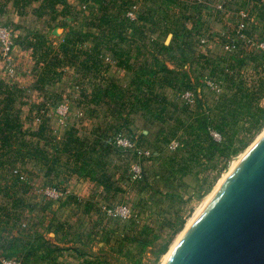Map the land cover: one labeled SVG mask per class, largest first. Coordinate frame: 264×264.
Returning <instances> with one entry per match:
<instances>
[{
	"label": "rangeland",
	"instance_id": "rangeland-1",
	"mask_svg": "<svg viewBox=\"0 0 264 264\" xmlns=\"http://www.w3.org/2000/svg\"><path fill=\"white\" fill-rule=\"evenodd\" d=\"M104 4L108 5L106 20H103L102 10L99 9L101 5L97 1H60L42 12L49 19L39 20L33 14L27 16L23 21L26 28L23 34L31 35L35 43L37 72H42L41 77L46 76L41 86L56 82L57 87L52 85L51 88L65 91L73 107L77 100L75 84L82 81L83 86L89 88L85 79L90 72L82 64L86 58L96 53L100 56L104 50L109 56L128 59L130 67L139 69L141 75L146 69L147 72L143 74L145 81L141 85L145 86L147 94L158 92V96L152 101L147 97L141 98L139 104L143 106V112H117L108 120L103 114L93 118L91 112L87 111L78 117L75 111H71L69 123L66 128L60 129L59 135L63 136L71 126L79 128L76 134L84 139L81 152L86 151L98 158L94 168L99 176L102 175V180L113 187L108 200L115 204L126 203L134 212L129 219L102 213L101 226L75 224L72 231L81 239H86L89 233L93 237L84 248L87 254L85 259H98L101 264H164L172 245L181 240L186 227L202 212L199 209L206 207L232 167L264 134V111L260 113L263 121L257 123V116L253 118L247 113L239 115L237 121L232 116L228 117L227 133L236 131L230 148H225L226 133L209 125L207 130L213 137L211 143L206 136L193 132L192 127L200 125L207 116L215 119V114L219 115L217 105L221 94L231 96L237 87L256 90L261 80L264 83V53L255 44L235 38L233 18L229 20V29L224 28L213 15L206 24L211 29L209 33L190 32L186 25V11H197L201 8L200 4L191 5L175 0H104ZM39 6V1L27 5L34 12L40 11ZM128 10L134 11L135 20L127 18ZM211 11L214 13V9ZM92 18L94 23L90 24ZM47 20L52 21L48 34L60 38L56 39L58 44L53 48L45 43L44 34L40 33L41 28L38 29L47 24ZM18 23L22 24L21 21ZM172 24L177 29L172 30ZM110 30L112 33H109ZM87 32H91L90 36H84ZM106 33L110 35L105 38ZM169 35L170 48L162 50V45H167ZM248 35L259 41L264 32L260 28ZM109 36L113 39L110 40ZM66 37L74 39V42L61 47ZM233 38L238 44L237 48L226 49L225 45ZM203 39L206 41L202 42ZM56 50L60 61L48 75L46 71L56 61ZM160 60L180 72L177 80L173 75L169 76L162 87L157 78L152 90L147 78L152 76L154 69L159 68ZM186 71L188 77L191 75L194 78L195 88L183 85V79H186L183 72ZM171 82L177 85L172 87L169 85ZM208 82L214 86H208ZM186 90L195 94L192 103H186L181 96ZM256 103L264 108V87L258 90ZM148 106H151L150 110ZM126 107L129 108L128 105ZM252 109L256 110V106ZM217 119L220 120L221 116ZM212 130L219 132L221 138L216 139ZM118 133L134 140L136 148H126L116 142L115 135ZM99 134L105 135L104 141H96ZM46 147L47 152L52 154L55 146ZM67 156L65 154L63 160H67ZM102 159H106V163L103 164ZM70 161H73L72 158ZM135 162L142 165L146 179L144 177V180L137 182L130 180L129 170ZM11 165L9 162L0 168V188L3 189L0 192V264L5 258H18L28 264H44L46 260L41 254L45 251L37 250L43 240L35 239L30 233L29 223L23 226L21 222L35 223L43 217L45 219V216L52 214L53 208L61 206V201L42 196L38 190V208L30 207L25 201L31 194L24 191L31 184L19 181L10 171ZM61 181L63 179L39 177L36 178V185L38 188L43 183L60 186L63 185ZM13 223L19 224L18 227H12ZM4 227L8 228L7 231ZM103 227L106 228L105 232ZM168 241L169 248L161 254Z\"/></svg>",
	"mask_w": 264,
	"mask_h": 264
},
{
	"label": "crops",
	"instance_id": "crops-1",
	"mask_svg": "<svg viewBox=\"0 0 264 264\" xmlns=\"http://www.w3.org/2000/svg\"><path fill=\"white\" fill-rule=\"evenodd\" d=\"M175 1H186L191 5L200 4L201 6L197 11H186V18L188 19L186 25L191 29L190 32L209 33L211 29L206 24L213 15H215L222 26H224V28L227 27V29H229L230 18H233V30L236 32L238 23L241 21L238 15L241 10L246 11L249 16L246 29L247 33L253 34L260 28L264 32V0H235L233 3L228 4L225 10L216 8V4L222 0ZM232 6L233 8H231ZM17 9L18 6L15 0H0V18L9 22L14 28V58L18 67V75L15 78H9L3 69V61L0 56V113L4 109V103L7 97H11L13 108L20 114L22 128L26 133V138L33 142L36 141V139L31 137L30 132L38 130L45 118L49 119V123L58 138H61L59 135L60 129L66 128L67 123H69L68 118L71 111H75L74 113L78 117L85 115L87 111L91 112L93 118L103 114L104 118L109 120L110 116L115 113V109L112 106L113 101H111L108 95L112 91L111 84H114L116 88L121 91L132 93L135 89V74H133L127 65L120 62L121 60L117 56H109L107 52L102 50L100 63L98 65V68L101 69L100 72L96 70L97 68H91L88 78L85 79L89 84V88L83 86L82 81L75 84L77 88L74 94L77 100L76 106L73 107L65 91L51 88L52 85L57 87L56 82L49 86H41L39 82L41 73L37 72V60L35 59V43L31 35L23 34L26 30L23 21L27 19V16L33 14L35 18L39 20L44 18L49 19V16L34 12L27 6L24 11L19 12ZM211 9H214V13L216 14H214ZM20 21L22 24L18 23ZM47 21V24L39 26L38 29L41 28L40 33L44 34L45 43L51 45L53 48L56 47L55 45L58 44L57 41L60 38L48 34L52 21ZM35 27H37V25ZM171 29L175 30L177 26L172 24ZM224 32H226V29ZM223 42H225V40H223ZM192 48L195 47L192 46ZM189 78L192 82H195L191 75ZM171 86L174 87L173 85ZM61 104H67L70 110L65 123L59 121L57 108ZM73 108H75V110H73ZM108 120H106V123ZM1 144L2 140L0 138V146ZM44 144L45 143L42 142V145ZM64 157L65 155L63 153L59 155L61 162ZM0 159L3 162L11 159V162H13L11 165V172L15 173L19 181L31 184L30 187L27 186L28 190L24 192L31 194L29 199L27 198L25 202L29 203L28 205L32 208H38L37 206L39 205V202H37V191L40 190L42 196L47 197L43 189L46 185H53L43 183V185L38 188L36 185V178L41 177L47 178L48 180L63 179V181H61L63 185H60V187L70 188L71 194L60 199L61 206L53 208L52 214L50 216H45V219L43 217L35 223L22 221L21 224L23 222L29 223L30 233L42 236L47 240V245L49 247L56 248L51 256L42 257L46 260L44 264H89L85 259L87 254H81L79 251L84 249L93 237L91 233H89L86 239H81L72 229L77 223L82 225L94 224L101 226L103 222L100 219L101 214H107L106 207L112 206L114 203L108 200L113 190L108 188L101 181L99 172L94 169L93 164L86 165L85 168H82V163L78 162L75 168L71 169L68 168L67 165H61L60 162V164L53 167L49 164L51 160L49 158L47 160L36 157L35 155H25L22 153L4 155L0 157ZM84 159L88 161L98 160L95 155H87V157L81 158V161ZM101 161L106 163V159H102ZM3 166H1V168ZM0 192H3L2 188H0ZM15 192L17 193L18 190H15ZM98 219L101 221H98ZM18 225L19 224H17V227ZM105 229L106 228L103 227V232H105Z\"/></svg>",
	"mask_w": 264,
	"mask_h": 264
},
{
	"label": "trees",
	"instance_id": "trees-1",
	"mask_svg": "<svg viewBox=\"0 0 264 264\" xmlns=\"http://www.w3.org/2000/svg\"><path fill=\"white\" fill-rule=\"evenodd\" d=\"M33 1H39L40 2V11H38V13H42L45 10H47L48 8H52L54 7L58 2L60 1H65V0H15L16 5L18 6V11H24V9H26V6L28 4H30ZM80 1H84V2H89L91 0H80ZM92 1H97L100 3L101 6H99V9L102 10V17L103 20H106L107 15H106V9L108 8V5L104 4V0H92ZM101 18V17H100ZM128 18V17H127ZM102 19V18H101ZM129 19V18H128ZM94 18L91 19L90 24L94 23ZM130 20V19H129ZM106 22V21H105ZM104 22V23H105ZM97 25L101 28H104L102 25L98 24ZM106 25V23H105ZM104 30V29H103ZM91 32H87L86 34L84 33V36L88 35L90 36ZM109 33H112V30H110ZM69 34H72L71 32H69ZM110 35V34H105V38ZM110 37V40L113 39ZM68 42H74V39H70L69 37H66L65 42H63L61 44V47H65V45ZM50 47V46H49ZM162 50H168L170 48V46L167 44H163L162 45ZM55 53V58H56V63L52 62L50 68L46 71V73L49 75L50 71L54 69V66L57 64V62L60 61L59 59V52L56 50L54 51ZM118 54V52H117ZM123 54V53H120ZM264 56V54H263ZM118 57V56H117ZM123 64L127 65L129 67V69L133 72V74H135V89L134 92L132 93H127L125 91H121L118 88H116V86L114 84H111V92L108 94L110 96L111 101H113V107L115 109V113H123L124 111H128V112H143V106H141L139 104L141 98L143 97H147V100L152 101L151 99H155L158 95V92L155 94H147L146 90H145V86L141 85V83H143L145 81V79L143 78L144 75L147 71L146 69H144L142 72L143 74H140L139 69L134 68V67H130L129 63H128V59H125L123 57H118ZM100 59H101V52H100V56H97V53L95 55H92L88 58H86V60L82 63L84 65L85 68L90 69L91 68H97L96 70L98 72H100L101 69L98 68V65L100 63ZM148 70V69H147ZM180 70L176 69V68H171L169 67V65H167V63L164 60H160V66L159 68H156L152 71V76L147 78V81L149 82V88L153 90L154 88V84L157 83V78H159V83L161 86L165 85L164 80L168 79L169 76L173 75V78H175V80H177V74H179ZM42 73V72H41ZM183 75L186 77V79H183V85L185 87L188 88H195V82H192L191 79L188 77V72H183ZM46 77V76H45ZM45 77H41L39 78V82L42 83V81H44ZM163 83V84H162ZM262 84V85H260ZM260 84L258 86H256V90H253L249 87H247L246 89L244 87H237L235 92L231 95L232 98H230L231 96H229L228 94H221L220 96V100L218 101V105L217 108H220L219 110V115L215 114V119L214 118H210L209 116L205 117L204 120L201 122L200 125L198 126H192L193 127V132H198V136L204 135L206 136V138L211 140V143H213L212 141V135L210 134L208 127L209 125L213 126L215 129H217L218 131L222 132L223 134L226 133V139H225V148H230V146H232V144L234 143V135L236 133H232V134H228V117L232 116L233 119L235 118V120L237 121L236 118L239 117V115L243 114V113H247L248 115H251V117L256 118L255 122H262L263 118L261 117V112L264 111V108L261 107L258 103L255 104V101H257V92L259 89L264 87V83L263 80H261ZM169 85H173L176 86V82H171L169 83ZM107 96V95H106ZM7 102V104H6ZM4 109L3 111L0 113V138L2 140V144L0 146V157H3L4 155H8V154H28V155H35L36 157L39 158H44V159H51L49 161V164L51 166H56L57 164H60L61 160L59 158V155L61 153H63L64 155L67 154L69 156H67V160H63L61 162V165H67L68 168L74 169L75 166L78 164V162H81L82 164V168H85L86 165H90L93 164L94 167V163L97 160H92V161H88L87 159H84L81 161V158L87 157V155H93L91 153L88 152H81L82 146L84 145V139L81 138L80 136H78L76 133L79 131V128L71 126L70 128H68L67 130H65V133L63 136H61V138L57 137V134L54 133L53 128L51 127L50 123H49V119L45 118L40 126V128L34 132H30L31 137L35 138L36 141H30L26 138V133L23 131L22 128V122H21V118H20V114L17 110H15V108H13L12 106V98L11 97H7V100H5L4 103ZM118 105V106H117ZM126 105L129 106V108H124ZM117 106V107H116ZM222 106V107H220ZM247 106V107H245ZM253 106H256V110L253 111ZM245 107V108H244ZM151 109V106H148V110ZM114 113V114H115ZM221 119L218 120L217 117H220ZM207 120L209 122H207ZM235 120L233 121V123L235 122ZM202 129V130H201ZM104 134H99L98 136H96V141L97 142H102L104 141ZM42 142H44L45 144L42 145ZM48 143V144H47ZM218 145V143H215ZM50 145H54L55 149L53 151V153L48 154L46 148V146H50ZM87 145V144H86ZM77 149V150H76ZM69 153V154H68ZM70 158H72L73 161H70ZM77 161V162H76ZM9 162H11V159L7 160V161H1L0 159V168L1 166H3L2 168L5 167L6 164H8ZM103 164L104 162L101 161ZM13 163V162H11ZM102 167H105L102 165ZM95 169V168H94ZM101 170V169H100ZM99 170V171H100ZM11 171V170H10ZM98 171V170H97ZM146 175V174H145ZM102 176V175H101ZM100 177L101 181L108 187V188H113L110 186H108L104 180H102V178ZM147 178V176H145V179ZM144 180V179H143ZM141 181V180H140ZM16 223L12 224V227H17ZM10 228V227H9ZM5 231H7V227H4ZM12 229V228H11ZM34 235V234H32ZM34 238H38V239H42L43 242H41L39 244V246L37 247L38 249H41L42 251H45L43 254H41V257H48L51 256L54 251L56 250V248H52L49 247L47 245V240H45L42 236L40 235H34ZM169 244L170 241H168L164 247L161 250V254L164 253L168 248H169ZM46 247V248H45ZM79 253L81 254H86L84 249H81V251H79ZM87 260V259H86ZM26 264H28L26 261H24ZM87 262L89 264H101V262L97 259V260H87Z\"/></svg>",
	"mask_w": 264,
	"mask_h": 264
},
{
	"label": "water",
	"instance_id": "water-1",
	"mask_svg": "<svg viewBox=\"0 0 264 264\" xmlns=\"http://www.w3.org/2000/svg\"><path fill=\"white\" fill-rule=\"evenodd\" d=\"M167 264H264V134L226 176Z\"/></svg>",
	"mask_w": 264,
	"mask_h": 264
},
{
	"label": "built area",
	"instance_id": "built-area-1",
	"mask_svg": "<svg viewBox=\"0 0 264 264\" xmlns=\"http://www.w3.org/2000/svg\"><path fill=\"white\" fill-rule=\"evenodd\" d=\"M235 0H222L216 4V7L220 10H225L226 6L230 3H233ZM238 15L240 16L241 21L238 23L235 32V38L238 40L246 41L251 45H256L264 53V35L260 38L259 41H256L252 36L248 35L246 32L247 22L249 19L248 13L244 10H241ZM126 16L130 20H135L137 17L133 10H128ZM235 38L231 42L225 45V48L228 50H233L237 48L238 44L235 42ZM206 39H203L202 42H205ZM14 47H15V32L14 28L10 23L4 22L0 19V56L3 61V69L9 78H15L18 75V67L14 58ZM209 86H214L212 82H208ZM183 100L186 103H192L195 99V94L191 90H186L181 95ZM59 113V121L65 123L67 117L70 113L69 106L67 104H61L57 108ZM212 134L216 139H220V133L213 131ZM115 140L120 145L126 148H136V142L131 138L124 136L122 133L115 135ZM178 144V142H176ZM145 177V171L142 165L138 162L132 163L129 170V178L132 181H140ZM44 194L51 199L59 200L67 197L71 194L70 188H64L57 185H46L43 189ZM107 215L119 219H129L134 215L133 209L126 203H117L112 206L106 207ZM23 226H27L28 223L23 222ZM2 264H26L23 260L18 258H5L2 260Z\"/></svg>",
	"mask_w": 264,
	"mask_h": 264
},
{
	"label": "bare ground",
	"instance_id": "bare-ground-1",
	"mask_svg": "<svg viewBox=\"0 0 264 264\" xmlns=\"http://www.w3.org/2000/svg\"><path fill=\"white\" fill-rule=\"evenodd\" d=\"M248 150H249V149H248ZM232 168H233V167H232ZM226 174H227V173H226ZM219 182H220V181H219ZM221 182H222V181H221ZM218 185H219V184H218ZM219 186H221V185H219ZM213 191H214V190H213ZM209 195H210V194H209ZM210 196H211V195H210ZM206 205H207V204H206ZM201 207H202V206H201ZM201 207H200V208H201ZM204 208H205V207H204ZM202 209H203V207H202ZM202 209H201V210L199 209V211L201 212ZM197 214H198V211H197ZM195 215H196V214H195ZM196 216H198V215H196ZM194 218H195V217H194ZM189 221H191V219H190ZM190 224H191V223H190ZM190 224H189V226H190ZM189 226H188V227H189ZM188 227H186V228L188 229ZM187 229H185V230H187ZM184 233H185V232H184ZM182 235H183V234H182ZM180 238H181V236H180ZM180 238H179V239H180ZM177 241H178V240H177ZM175 242H176V241H175ZM178 243H179V241L176 242L175 245H172L173 247L171 248L170 252H168L169 254L167 253L168 255H166V256H167L166 259L164 258V261H163L164 264H167L168 260L170 259L171 255L173 254V252H174L176 246L178 245ZM162 264H163V263H162Z\"/></svg>",
	"mask_w": 264,
	"mask_h": 264
}]
</instances>
